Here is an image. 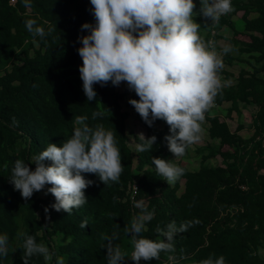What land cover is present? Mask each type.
Here are the masks:
<instances>
[{
  "label": "trees",
  "instance_id": "obj_1",
  "mask_svg": "<svg viewBox=\"0 0 264 264\" xmlns=\"http://www.w3.org/2000/svg\"><path fill=\"white\" fill-rule=\"evenodd\" d=\"M194 3V12L199 13L200 0ZM232 4L235 11L222 16L219 25L212 26L211 20L205 22L200 15L194 19L201 25L200 35L205 40L218 42L221 30L230 28L233 35L229 41L237 51L236 56H225L230 64L247 56L252 71L242 69L236 82L224 88L215 107L206 113L213 143L197 149L200 167L192 171L185 162H179L185 174L168 185L157 175L151 158L168 161L173 155L164 139L170 134L166 122L156 120L149 127L129 104L130 99H139L132 94L127 106L145 127L147 138L157 137L151 152L133 154L127 143L130 113L123 106L131 91H120L109 81L103 87L94 85L95 100L88 102L84 94L79 72L83 62L77 49L82 46L78 37L89 34L81 25L95 23L90 0H32L31 8H25L22 0H0V235L7 234L10 246L9 255L0 257V264H23L19 232L34 236L37 243L55 252L52 262L34 256L30 264H55L56 256H62L65 264H107V250L101 248L100 236L113 231L120 233L114 243L130 256L131 238L125 235L124 227L130 226L140 211L134 201H143L154 210L153 220L142 233L145 238H159L157 225L200 220L175 239L177 255L183 249L188 257L180 264H198L209 255L224 256L226 264H264V256L253 254L264 249V0H232ZM238 13H242L241 29L233 19ZM26 19H35L45 29L57 28L41 40L27 32ZM221 75L224 80L234 77L224 70ZM228 103L227 118L233 112L241 115L242 107H257L250 138L239 136L242 125L233 132L227 120H222L217 110ZM94 111L105 115L93 120ZM82 115L88 117L91 126L103 124L115 133L123 165L119 183L105 186L97 175L83 174L94 183L85 189L88 202L71 215L51 208L55 203L51 194L43 198L41 192H34L24 200L9 180L15 160L22 159L35 170L33 158L49 143L62 146L77 126L75 118ZM135 139L138 144L142 142L139 137ZM218 157L222 165L206 163ZM134 172L140 173L137 180ZM84 220L88 226L81 228ZM123 264L135 262L126 258ZM140 264L170 262L161 253L158 261L142 260Z\"/></svg>",
  "mask_w": 264,
  "mask_h": 264
},
{
  "label": "clouds",
  "instance_id": "obj_2",
  "mask_svg": "<svg viewBox=\"0 0 264 264\" xmlns=\"http://www.w3.org/2000/svg\"><path fill=\"white\" fill-rule=\"evenodd\" d=\"M22 4L31 8L32 0H22ZM90 4L95 23L81 25V30L89 34L78 37L82 46L77 49L83 62L79 72L87 101L96 99V84L103 87L110 81L119 87L126 82L128 89L139 97L130 99L129 104L149 127L156 120L165 121L170 132L164 137L169 151L175 159L185 156L192 145L202 141L206 113L215 107L216 98L224 88L230 86L231 82L221 77L223 57L237 51L230 44L218 49L214 39L202 38L201 25L194 17L200 15L205 22L211 20L212 26L219 25L222 16L235 11L232 0H200L199 13L194 12V0H90ZM24 25L28 33L41 40L57 28L55 25L45 29L35 19H26ZM104 115L102 111H94L92 119H102ZM87 121V116H77V126L62 146L49 143L33 158L31 164L35 170L24 160H15L9 180L24 200L51 185L44 192L55 198L51 208L71 215L74 209L88 202L85 189L94 183L83 174L97 175L105 186L119 183L123 165L115 133L103 124L93 127ZM140 136L142 142L135 150L151 152L157 137ZM151 158L157 175L168 185H174L184 176L185 169L173 161ZM134 207L140 211L130 226L124 227L125 235L131 238L130 256L114 243L120 239L118 231L100 236L101 248L107 250V264H123L126 258L135 264L142 260L158 261L161 253L167 255L170 264L188 259L183 249L177 255L175 239L200 220H186L179 225L173 220L163 227L157 225L155 232L159 238L153 240L142 233L153 220L154 210H149L143 201H134ZM45 213L48 214V208ZM87 226V220L81 222V228ZM17 236L23 238V264H30L34 256L42 257L45 262L53 261L55 252L46 244L37 243L34 236L24 232ZM9 251L7 234L0 235V257L6 258ZM253 254L264 256V249ZM55 264H65L64 258L56 256ZM198 264L226 262L224 256L209 255Z\"/></svg>",
  "mask_w": 264,
  "mask_h": 264
},
{
  "label": "rangeland",
  "instance_id": "obj_3",
  "mask_svg": "<svg viewBox=\"0 0 264 264\" xmlns=\"http://www.w3.org/2000/svg\"><path fill=\"white\" fill-rule=\"evenodd\" d=\"M241 16H242V13H238V15H236L233 18L235 21V25L238 29H241L243 27L242 26L243 22L240 19ZM220 33L222 35V38L217 42L218 49L222 48L224 44H230L229 39L233 35L232 30L228 27H224ZM232 56H236V53L233 52ZM243 58H244L243 61L236 60L235 62H232L230 64V62H229L230 59L227 58L226 56L223 57V62H224L223 70L225 72L231 73L234 76V77L227 79V81L231 82L230 85H232L236 82V77L239 75V72L242 69L252 71L251 64L249 63V58L247 56H244ZM221 77H222V75H221ZM126 89H128L126 82H122L120 84V86L118 87V90H120V91H124ZM132 94H135L134 91H131L128 94V96L126 97V99L123 102V106L130 113V117L127 120V133H128V142L127 143L129 145V147L131 148L133 154H136L137 151L135 150V147L138 143L136 142L135 138L139 137L142 139V137L140 136L141 134H143L144 137L147 138V133H146L145 127L137 119L135 112L127 106L128 98ZM229 108H230V104L228 103V104H224L223 106H221L217 110L218 113L220 114L222 120H224V119L227 120V122L229 123L231 130L233 132H237L238 126L242 125L243 129L238 132L239 136H242L244 139L250 138L254 133V128L252 126V119L257 112V107L255 105H249L246 107H242L241 108V115H238L236 112H233L231 117L227 118L226 113H227V110ZM208 126H209V124L205 121L203 124L204 135H203V139L201 142H199L195 145H192L188 149V151L186 152L185 156L175 159V156L173 154L169 158L168 161H173V163H175L177 165L179 164V162L183 161L187 164V166L190 170H192V171L197 170L201 164V157H200V155H198L197 149H199L200 147L206 146L207 144L213 143V141L209 137ZM206 163L208 165H212V166L222 165V159L218 157L216 159H210ZM139 177H140V173L134 172V179L137 180ZM45 189H46V187H45ZM45 191L46 190L41 191V193H40V196L43 198H45V196H46L44 194Z\"/></svg>",
  "mask_w": 264,
  "mask_h": 264
}]
</instances>
